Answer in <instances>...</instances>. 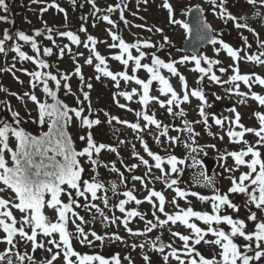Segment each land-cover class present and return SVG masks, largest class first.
I'll return each mask as SVG.
<instances>
[{
    "label": "rangeland",
    "instance_id": "1",
    "mask_svg": "<svg viewBox=\"0 0 264 264\" xmlns=\"http://www.w3.org/2000/svg\"><path fill=\"white\" fill-rule=\"evenodd\" d=\"M52 1L56 2L57 0ZM93 2L100 11H96L88 0L84 2L88 7L89 18L92 19V16L97 17L94 26L91 29L89 28V30L97 43L103 45L98 46L95 44L94 47L105 58L108 71L116 73L125 69L119 61L112 59V56L116 54L111 53L118 48H110L108 46L113 41L109 39V37L111 38L108 34L109 28L105 27L108 26L103 19L105 15L109 16L114 22H118L124 35L123 38L127 42H139L142 44L148 41L155 45L154 48L142 49L146 53L155 52L166 63L170 59L179 60L183 56L179 50L186 39L187 32L181 25L169 23L168 10L162 6L164 0H93ZM168 2L173 6L175 19L181 21V24L185 23V16L190 8L194 6L202 7L206 12L208 22L214 31L219 34L218 38L234 48V51H237L239 56L237 60L240 62L241 68L240 72L243 74L259 75L264 78V64H257L246 59L247 55H260L264 51V49L258 46L259 42L264 41V5L261 4V0H256L255 4L248 3V0H226L224 7L228 13L236 17V21H227L221 18L219 0H168ZM30 3L31 0H22L20 3L21 7L20 5L17 6L20 9L14 14V20L24 28H28L31 23L35 24L34 20L27 13V7ZM117 4L121 5V7L117 8ZM109 7H113L115 10L109 13L107 11ZM121 11L123 12L124 20L120 19ZM50 14L54 19H61L60 16L53 13V10H50ZM125 20L128 22L127 24H125ZM69 22L70 19L68 20ZM236 22L242 25L246 24L247 27L238 29L235 27ZM62 24L66 25L65 23ZM157 28L161 29V31L157 32ZM249 28L253 31H249ZM165 36L169 38L171 43L161 48L160 45L163 44ZM245 39L247 40V44H245ZM89 46L92 45L89 44ZM216 48H219V45H211L202 51L200 55L206 56L209 59L219 60L218 66L228 70L230 75H233L232 68L235 67L233 60H231V57L225 50L217 53L215 51ZM90 49L87 54L85 52L83 57L78 58L81 70L79 75L75 71L78 66L64 54L63 64L59 65V70L61 71L59 73L55 72L57 79L61 82V87L57 89L55 81L49 82V87L56 92L57 99L69 107H78L80 105L85 111L82 115L88 114L89 107L97 109V112L100 113L97 118L101 123L95 128L94 142L116 149V151H110L105 148L98 155V180L100 179V183L107 192V206L103 205L104 201L101 202L100 197L89 204V200H87L85 201L86 206L81 204L78 207H74V212L79 217H83L84 222L81 223L79 219L71 215L72 219L68 223V231L73 236L77 234L76 229L77 225H79L85 232H95L97 235L105 237V239L103 242L96 241L90 235L89 239L93 240L92 246L81 245L78 239H73L72 243L75 250L81 254L93 255L100 253L102 256H105L112 246L113 253H118L117 257L120 259L121 264H129V260L124 259L125 257L130 259L131 264H146L143 259L145 255L150 258V264H164L163 256L167 255L171 251V248L168 247L163 253L156 252L154 246L158 240L182 252L183 242L178 237H173L171 231H177L180 234H191V230L187 229L179 221L175 225L169 222L164 227L157 226L153 228L151 232L145 231L147 227L146 221L151 220L155 223L156 216L160 219H166L163 213H160L157 211V208L153 207V203L158 207L159 201L155 197H151L150 199L153 203H149L148 199H146L149 197L150 191L161 192L165 197V211L168 214H175L179 211L176 205L171 203L173 199H176L179 208L186 209L190 206L194 211L212 214L211 202H201L197 197L191 195L181 199L176 196L172 188L167 186L164 178L157 179L162 174L159 169L155 168V161L144 150L145 144L151 152L157 155L166 158L169 154H173L178 159L185 161L184 164L178 165L183 170L182 172L169 174V183L172 178L178 180V184L174 185L173 188H179L189 193L196 192L209 197L213 194L214 189L218 190L221 194L227 193L229 199L238 195V199L241 201L237 204L241 205L243 203L247 209L245 215L250 214L252 205L245 206L247 198L244 194L228 193V189L231 187V178L235 177L238 180L240 173L248 171L244 165L237 166L234 159L228 153L246 150L247 146L256 145L259 139L253 133L248 132H245L242 138H230L228 136L229 130L241 131L237 125L232 123L235 119V114L236 112L239 113V123L244 128H254L256 130H259L260 127L256 114L264 115V106L262 107L258 101L251 98V93L253 92L245 87L244 82H239L240 86L238 89L239 92L246 94L242 97L236 94L235 86H232V84L229 87L227 83H197L199 72L193 70L195 66L191 62L176 65L177 71L185 77L189 94L193 90H202L207 105H210L207 107V109H210L209 113L212 117L223 121L222 125H216L214 120H210L205 124L203 118L199 115L201 101L191 95L189 101L182 103L179 108L173 106V113H178L183 109L184 116L170 114L167 111L168 105L166 103V99L170 98V94L168 97L159 94L158 81L155 84L153 81L150 86V89L152 88L150 96L158 97L159 101L165 102V106L161 107L160 103L156 100H150L147 106L141 104V88L134 81L124 82L118 77L120 85L116 87L115 82L110 77H105L102 72L96 71L98 61L95 60L94 56L91 57L93 64L89 65L85 62L91 55ZM132 51L133 54H136L135 49ZM142 63L150 64L151 56L146 55ZM202 64L204 63L202 62ZM100 67L103 69L105 65H101ZM54 70L56 71V69ZM31 72H33L32 67L22 65L20 59H17L16 62H9L7 69L0 67V77H4L2 81L11 87V89L9 88L10 94L8 95L11 111L19 113L21 124L31 121L36 108V104L31 101L29 96H25V93L36 95L39 101L43 98L45 100L52 99L43 93V86L41 84H36L35 88L32 87L30 83L32 77L27 74ZM163 72V76L169 80L174 90L182 96L185 90L181 85L179 77L169 75L166 69ZM128 74H133L131 68L128 69ZM135 75L142 80L149 78V74L144 69L137 70ZM64 76L68 77V79H61ZM98 76L99 79H97ZM65 83L69 85L70 91L63 87ZM87 84H91L92 87L89 89ZM258 87L259 84L255 83L252 89L255 88V91H258ZM133 89H136V94L133 95L131 100H126L124 97L117 95L119 92L124 91L131 93ZM229 89L233 90L229 91ZM84 93H88V100L84 99ZM17 95H23V104L21 101L16 100L15 96ZM217 96L220 99H217ZM241 100L244 102L241 103ZM120 104L126 105V107L121 108L119 107ZM144 108L146 109L145 112L143 111ZM232 109H235L236 112H233ZM139 111L142 115L155 113V116H153L160 123V129H157L155 125H141L142 123H140V119L136 115ZM105 113H108V116H105ZM91 114H94V112L91 111ZM110 117H116L119 121H127V124L118 123L117 120H112L109 123ZM185 120L192 125L193 132L197 133V135L192 136L188 131L186 132L183 129ZM197 121L200 122L197 123ZM132 123H139L140 129L133 130L130 128L128 124ZM165 126L169 127L168 134L167 136H161L160 132L163 131ZM82 131L80 130L78 120L74 118L73 121L69 122L68 132L74 137V141L82 136ZM85 136H87L86 132ZM156 137H159L160 143H157ZM168 137H179V141L172 144ZM141 139L143 140V144L141 143ZM234 140H239L240 142H233ZM244 141L248 143L245 144ZM14 145V142L10 144L11 147ZM75 146L77 147V145ZM78 146H80L79 150H82L86 146V142L80 139ZM258 150L264 153V148L258 147ZM142 159L148 160L149 164H143ZM209 159L214 161V163L209 164V170L204 169L202 162ZM245 159L250 160L251 157H245ZM132 165H136V167L132 168ZM83 167L85 173H92L90 171L92 165L88 161L84 160ZM113 167L117 171H112ZM163 167L168 166L163 165ZM233 168L236 170H226ZM202 172L203 175H201ZM133 176L141 177L143 183H141V180H133ZM205 178L212 181V183L210 185L207 184ZM87 180H92V176L87 175ZM113 185H115V189H113ZM126 191L131 192L142 203L136 204L135 200H131L125 205V209L137 211L144 217V219H141L138 215L130 218L127 227L123 223L125 214L119 211L120 201L127 200V197L123 195ZM2 197L8 199L7 195H2ZM62 201L67 202L68 197H64ZM93 205L97 207L100 205V212L94 210ZM153 212H156V216H153ZM242 213L241 208L233 210L224 206L220 214L229 215L233 219H241ZM13 214L17 216L15 211H13ZM258 214L262 216L263 213L258 210ZM16 218L19 219L18 217ZM113 218H117L115 223L112 222ZM73 220L75 223L72 222ZM190 222L196 223L198 227L205 231L208 228V225L202 221L195 220V218H190ZM212 227H219L226 233H230V226L225 225V223L220 225L213 223ZM128 229H131L134 233L144 234L132 235ZM116 235H119L121 240H115L114 237ZM55 237L59 239V234L56 233ZM205 239L212 240L215 237L209 233ZM234 242L238 243L241 247L245 244L242 238H238ZM18 244H20V240H18ZM133 245H136V247L134 248ZM140 245H144V247L141 248ZM195 247L205 258L209 259L220 251L217 246L204 244L203 241ZM1 251L3 252V249ZM59 256L55 264H63V254ZM9 259L13 261V264H17L14 255H7L3 260L4 263L0 261V264H8ZM173 262L177 264L170 257V264Z\"/></svg>",
    "mask_w": 264,
    "mask_h": 264
},
{
    "label": "snow or ice",
    "instance_id": "2",
    "mask_svg": "<svg viewBox=\"0 0 264 264\" xmlns=\"http://www.w3.org/2000/svg\"><path fill=\"white\" fill-rule=\"evenodd\" d=\"M37 2V0H33ZM90 4L93 5V8L96 11L100 9L96 8L93 0H88ZM226 0H219V9L221 18L227 21H236V17L228 13L224 7ZM248 3L255 4L256 0H248ZM261 4L264 5V0H261ZM50 7H56L58 11L63 12L64 9L59 8L58 5L52 4ZM165 9L168 10L169 14V23L181 25L184 30L190 31L187 23L181 24V21L175 19L173 6L164 0L162 5ZM117 8H120L121 5L117 4ZM0 9H3L4 12L8 11V5L5 0H0ZM43 9L42 11H46ZM115 9L109 7L107 11L109 13L113 12ZM191 11V9H189ZM199 11V10H197ZM103 19L113 27H116L114 21L109 19V16H103ZM120 19L124 20L123 12L121 11ZM0 20L7 22L6 16H0ZM125 24L128 22L125 20ZM236 28H246L247 25L235 23ZM253 31L252 29H248ZM49 32L51 29L48 30ZM79 31L84 32L86 29L81 27ZM157 32H160L161 29L157 28ZM211 29L207 24L197 18L196 21V32L195 38L201 42L210 43L213 46L219 45V48H216L215 51L219 53L221 50H225L227 54L233 58V60L239 59L237 51H234L229 44L225 43L222 39L218 38L219 34L210 35ZM41 32L36 31L35 36H40ZM61 36H66L73 44L80 45L83 43L85 48H89V43L93 46L97 43L96 39L92 36H88L86 41H81L77 35L72 32H62L59 33ZM112 44L108 45L110 48H118L119 54L112 56V59L119 61L121 65L124 66V71L113 73L108 71L106 67L105 58L101 56L95 49L92 47L90 49V57L86 59V63L91 65L93 64L92 56L95 57V60L98 61L96 64V71L102 72L103 76L110 77L112 81L115 82L116 87L120 85V79L124 82L134 81L136 85L140 86L142 89V95L140 98V103L147 106L150 100H156L160 103L161 107L165 106L164 101H159L158 97L150 96V86L153 81L159 82V93L170 98L166 99L168 105L167 111L170 114L184 116L185 113L183 109L178 113H173V106L179 108L182 103H186L192 97H196L201 101L199 107V115L203 118V122L207 124V113L205 111L206 98L202 90H193L188 92V85L185 80V77L181 75L176 68L177 64H187L191 62L194 64V71H197L204 75L212 73L213 65L220 63L219 60L209 59L203 55H183L179 60L170 59L169 62H165L163 59L159 58L155 52L146 53L142 49L154 48L155 45L145 41L142 44L137 43H127L119 35L109 32ZM16 36L20 41L30 42L31 47L34 51L39 53L37 48L36 41L29 35H25L23 32L16 33ZM52 39L51 36L47 37ZM13 39L9 35L8 30L5 29L3 33V38L0 39V53L5 52V42ZM170 40L167 36L163 38V44L160 45L161 48L164 45L170 44ZM245 44L247 40L245 39ZM261 49H264V41L259 42L258 45ZM67 48V45L64 48L60 49L61 58L64 53V49ZM133 49H135L136 54H133ZM11 50L15 52L21 60H32L33 63L40 69H47L49 65L45 63L42 59H35L33 57L25 55L21 51L19 46H12ZM44 56L52 55V50L45 48L43 52ZM146 55L151 56V63H142ZM264 51L260 55H247L246 59L257 64H264ZM202 61L208 65L207 69L201 67ZM131 62V64H130ZM101 65H105V68H101ZM131 68L132 75L128 74V69ZM139 69H144L148 74L149 78L147 80H142L137 78L135 73ZM160 69H166L172 76L179 77L181 85L184 88L183 95H179L172 85L169 83V80L166 79L163 75L160 74ZM221 72L226 71L224 68L219 69ZM233 75H231L228 80L221 82L220 78L215 75H208V79L214 83H229L235 86L236 94L239 96H245L243 92H239V85L236 83L238 81H243L244 84L248 85L251 88L252 83H258L260 86H264V78L259 75H241L238 72L236 67H233ZM76 74H80V68L76 67ZM32 77L30 81L33 88L36 87V82H40L43 85L42 91L46 96L52 98L54 103H42L39 101L38 97L34 94L30 95L25 93V96H29L31 101L38 105V118L33 121L38 123L41 127L47 126V131L42 132L39 136L31 135L20 127L21 121L19 119V113L13 112L12 117L15 120L16 126L13 127L7 122H0V193L5 192V190H10L11 193H14V197L11 199L0 198V229L3 231V239L0 242L6 243L11 248L17 246L14 243V240L19 237L20 240L28 241L31 243L32 251L35 252L38 248H44V243L38 240L39 236L49 237L46 243L52 245L57 249L55 253L51 255V258L46 260L44 264H53V261L57 260V257L63 254V264H121L120 259L117 256H113L110 260L105 259L99 254H81L77 252L73 246V239H78L81 245H93V240L89 239V235L94 237L96 241H101L105 237L97 235L95 232L90 234L85 232V230L77 225L76 232L77 234L73 236L72 233L68 231L69 217L68 213L71 212L73 217H76L83 223V217H79L78 214L72 211L70 205L74 204L76 201L72 195V192L69 190H75L76 196H84L86 193H90L93 200L97 199V191L103 187L99 182H89L82 178V174L85 169L82 167L81 159L87 157L88 162L91 165H96L98 160L93 159V153L97 156L102 149L107 148L110 151H116L115 148L104 144H97L94 142L92 133L89 131L87 136H81L80 139L86 142V147L82 150L77 151L73 146V141L69 134L66 131V128L69 122L73 121L75 118L79 120L81 126H86L91 129L93 125H98L101 123L99 119H89L88 116L82 115L84 112L83 108H71L66 104L61 103L56 96V92L51 90L49 87L48 81H55L56 88L61 87V82L57 79L56 75L51 73H42L41 71H34L27 73ZM118 77L120 79H118ZM63 80H67L68 77H61ZM83 80V77L81 76ZM99 79V76L97 77ZM199 83V81L197 82ZM63 87L66 90L70 91L69 85L65 83ZM87 87L90 89L91 84H87ZM233 89H229L232 91ZM136 94V89H133L131 93L129 92H119L117 95L124 97L126 100H131L133 95ZM115 98V97H114ZM251 98L258 101L261 106H264V95H259L256 93H251ZM84 99L88 100V93H84ZM217 99H220L217 96ZM241 103L244 101L241 100ZM210 106V105H208ZM119 107L124 108L126 105L120 104ZM233 112H236L235 109H232ZM89 114H91V108L88 109ZM136 115L139 117L142 113L137 112ZM259 121V130L254 128H244L242 124L239 123L240 115L238 112L235 114V119L232 121L233 124L237 125L241 131L236 132L229 130L228 136L230 138L240 137L242 138L245 132L253 133L259 139L256 142V145L247 146L246 150L239 152H229L228 155L231 156L237 166L244 165L247 167L248 171L240 174L238 180L235 177L231 178V187L228 189V193H240L244 194L247 198L245 201V206L254 205L256 209L264 213V153H262L259 148H264V115L256 114ZM105 116H108V113H105ZM112 120H117L118 123H125L127 121H119L116 117H110L109 123ZM143 120L147 122L148 125H155L157 129H160V123L152 115H143ZM213 120L216 125H222L223 121L216 117H213ZM200 121H197L199 123ZM185 130L188 131L192 136L197 135L193 132L189 122L184 121ZM133 130L140 129V124L132 123L128 124ZM168 129L165 127L163 131L160 132L161 136H167ZM14 138V149L10 147V144L13 143ZM170 143L175 144L179 141V137H168ZM157 143H160L159 137H156ZM233 142H240L239 140H234ZM123 143V141H121ZM143 144V140L141 139ZM247 144V141H244ZM214 147V146H213ZM144 150L147 152L148 156L155 161V168L159 169L162 176L157 177V179L164 178L165 183L169 188H172L176 193V196L183 199L191 195L197 197L201 202L209 201L211 202L212 214L208 212H199L194 211L192 207L179 208L176 199L171 201L172 204L176 205L179 211L175 214H168L165 211V197L158 191H150L148 199L149 203H153L150 199L155 197L159 201V205L153 203V207L157 208V211L163 213L166 216V219H160L156 216V212H153V216H156V222L153 223L151 220L146 221V232H151L153 228L157 226L163 227L164 225L171 222L172 225L177 224L179 221L187 229L191 230V234H180L177 231H171L173 237H178L180 241L183 242V251L173 248L171 245H161L158 249L163 253L165 247L171 248V251L163 256L164 264H170V257L174 259L177 264H252L253 261H261L264 258V220H259L256 212H250V215L247 217L248 220L254 222V231L246 229L245 221L242 219H233L229 215H221L222 207L227 206V208L238 210V206L234 204L230 199L227 193L221 194L218 190H213V194L209 196L200 195L196 192H187L180 190L179 188H173L174 185L178 184L176 178H172L170 183L168 182V177L170 173H180L183 170L178 167L185 163L184 160L178 159L175 155L169 154L166 158L160 155H157L151 152L147 145H144ZM195 150V149H193ZM10 154V161L6 159V155ZM251 157L250 160H246L245 157ZM142 163L145 165L149 164L148 160H143ZM167 165L168 167H163ZM132 168H135L136 165H132ZM131 170V169H129ZM227 171H235L236 169H226ZM112 171H117L114 167ZM203 175V172L201 173ZM133 180H143L141 177L133 176ZM207 184H211L212 181L205 178ZM66 185L67 188L62 186ZM115 189V185H113ZM66 193L68 195V203H64L61 200V194ZM124 196L127 197V200H121L119 203V211L125 214V219L123 223L127 227L129 219L132 217L140 216L141 219L144 217L134 210H126L125 205L131 201L135 200L136 204L142 203V201L136 199L131 192H124ZM50 199H46L49 197ZM105 205L107 206V200H104ZM47 207L49 209H55L58 213L56 222H51L50 219L44 214L43 209ZM95 207V205H93ZM12 209H17L22 214L21 218L18 220ZM99 211V209H97ZM190 218H195V220L202 221L204 224L208 225L207 230H203L197 226L196 223L190 222ZM107 219V217H105ZM117 218H113V223H115ZM75 223V221H72ZM220 225L221 223H226L230 226V233H226L221 230L219 227L213 228L212 225ZM27 226V229L26 227ZM132 235H143L144 233H134L131 229H128ZM59 234V239L51 238L53 234ZM211 234L215 239L208 240L205 237L208 234ZM115 240H121L119 235H116ZM234 238H242L243 241L247 242L241 247L238 243L234 242ZM203 241L204 244H212L217 246L220 251L214 255L212 258H205L197 249L196 245H200ZM135 248L136 245H133ZM141 248L144 245H140ZM48 252L52 253V248L49 247L46 249ZM249 253H252L251 255ZM7 255V252L0 254V261L4 260V256ZM183 257V258H182ZM218 257V258H217ZM75 258V259H73ZM198 258V259H197ZM16 259L20 264H24L25 260L28 261V264H36L32 256L27 255H17ZM124 259L131 261L128 257ZM146 264H150V258L145 255L143 257ZM8 264H13L11 259L8 260Z\"/></svg>",
    "mask_w": 264,
    "mask_h": 264
},
{
    "label": "trees",
    "instance_id": "3",
    "mask_svg": "<svg viewBox=\"0 0 264 264\" xmlns=\"http://www.w3.org/2000/svg\"><path fill=\"white\" fill-rule=\"evenodd\" d=\"M85 1L86 0H63V1L62 0H57L56 2H54L52 0H50V1L37 0V2L34 3L33 0H31V3L28 4V7H27V13L34 20L35 24H32L30 22L31 24L29 25V27L28 28H24L21 25H19L18 22H16V20H14V16H15L14 14L16 13L17 10L20 9L17 6L20 5L22 0H5L6 4L8 5V11L4 12L3 9H0V16H6L7 17V22H5L3 20H0V39L3 38V33H4L5 29L8 30L9 35H11L13 37V39L5 42V52L0 53V67H2L3 69H7L9 62H16L17 59H20L19 56L15 52H13L11 50L12 46H19L21 51H23L25 53V55L33 57V60L42 59V60L45 61V63H47L49 65V67L47 69H40L33 63L32 60H21L20 59L21 60V64L26 66V67H32L33 72L34 71H41L42 73H51L52 75H55V72L59 73L61 71V70H59V65L63 64V59H64L63 56H64V54H66L70 58V60L75 65H77L79 67L78 58L83 57L85 52L87 54L89 49L91 47H94V46L91 43H89L92 46H89V48H85L83 46V43H81L80 45L73 44L66 36H61V35H59V33L69 32L70 31L73 34L77 35L78 38L81 41H86L87 37L89 35L92 36L90 34L89 28L91 29V27L94 26L97 17L96 16H92V19L89 18V11H88V7L84 3ZM63 3H64V5H63ZM52 4L58 5L59 8L64 9V11L61 12V11H58L56 7H50L49 5H52ZM20 7H21V5H20ZM43 9H47V10L46 11H42ZM50 10H53V13L55 15L60 16L61 19H59V18L58 19H54V17H52L51 14H50ZM69 19H70V22L68 23ZM62 23H65L66 25H64ZM114 23H115L116 27H113V25H110L107 22L105 23V24L108 25V26H105V27L109 28L108 34H109V32H112V33H115V34L119 35L121 38H123L124 35H123L122 30L120 29V26H119L118 22H114ZM81 27L86 29V31H84V32L79 31V29ZM49 29H51L50 32L48 31ZM36 31H40L41 35L40 36H35V32ZM18 32H23L25 35H29L30 37H32L37 43V48L39 50V53H37L36 51H34L32 49L30 42L26 43L24 41H20L18 39V37L16 36V33H18ZM48 36H51L52 39H48L47 38ZM109 39H111V38L109 37ZM125 42H127V41L125 40ZM127 43H129V42H127ZM96 44L98 46H103V45H100L98 43H96ZM65 45H67V48L64 49V53H63V56L61 58L60 49L64 48ZM45 48L51 49L52 50V55L44 56L43 52H44ZM233 50H235V49L233 48ZM111 54H119V49L114 50ZM211 59H213V58H211ZM214 60H216V59H214ZM231 60H233L232 57H231ZM233 62L235 64V67L238 69L239 74L253 76L251 74H243V73L240 72L241 68H240V62H238V60H233ZM201 67H204L205 69H207L208 65L204 63V64L201 65ZM54 69H56V71ZM219 69H220V66H218V64L217 65H213L212 73H209L208 75H212V74L217 75L220 78L221 82L228 80V78L231 76L229 71L226 70L224 72H221ZM163 71H164V69H160V74L161 75H163ZM168 74L171 75L169 72H168ZM233 74H235V73H233ZM208 75H204L203 78H201L202 74L199 73V80L198 81L201 82V83L212 82V81H210L208 79ZM3 79H4L3 76L0 77V122H7V123L11 124L13 127H15L16 123H15V120L13 119V117H12V113L13 112L11 111V105L9 103L10 99H8V95L10 94L9 93V88L11 89V87L6 85L2 81ZM49 82L50 81H48V83ZM156 82L157 81H154V84ZM239 82H243V81H238L236 83L239 85ZM36 84H41L42 85V83H40V82H36ZM254 84L255 83L251 84V88H249V86L246 85V84H244V85H245L246 88H248V90H251V92L254 91V93H256V94L264 95V86H260L259 85L258 91H255V88L252 89ZM227 86L231 87V84L227 83ZM232 86H234V85H232ZM159 87H160V85H158V89H159ZM15 98H16L17 101H21V103L23 104V101H22L23 100V95H17V96H15ZM40 102L48 103V104L54 103V101L52 99L45 100V98H43ZM77 105H79V104H77ZM205 105H206L205 106V111L208 114L207 115V122H209L210 120L211 121L213 120V117L209 113L210 109H207V107H208L207 103ZM71 108H81V107L79 105L78 107L71 106ZM91 111L94 112V114H89V112H88V114H84V115L88 116V118L92 119V120L98 119L97 117H98V115L100 113L97 112V109H94V107H93V109H91ZM143 111L145 112L146 109L144 108ZM151 115L155 116V113H152ZM156 117H158V116H156ZM37 118H38V105L36 104V108H35V111H34V117L31 119L30 122H28L26 124H20V127H22L25 131H27L31 135L39 136L42 132L47 131V126L45 125V126L41 127L38 123H34L33 121L37 120ZM138 119H140V123H142L141 125H144V124L146 125L147 124V122L143 120V115L139 116ZM137 121H139V120H137ZM78 124L80 126V130H83L82 131V133H83L82 136H85V132L88 134V132L90 131L92 133L93 138L95 137L94 131H95V128L97 127V125H93L92 128L89 129L86 126H81V123H80L79 120H78ZM66 131L69 134L68 126L66 128ZM69 136L71 137V139L73 141L74 148L77 151H80L79 150L80 146H78L80 137H78L74 141V137L72 135H70V134H69ZM13 142H14V138H13ZM75 145H77V147ZM14 147H15V145L12 148L14 149ZM6 159H9V161H10V154L6 155ZM80 159H81V164H82V167H83L84 160L88 161L87 157H83V158H80ZM93 159L98 160V156L95 153H93ZM205 162L206 163H208V162L212 163L213 161H205ZM98 166H99V160H98V163L96 165H92V167L90 169V171L92 173H85L84 172L82 174V178L84 180H87V175H91L92 176V180H88L90 183L93 182V178H95V182H99L100 183V179L98 180V173H97L98 172L97 171ZM0 187H3V186L0 185ZM62 187L67 188L66 185H64ZM69 191L72 192V195H73V197H74V199L76 201L74 204L70 205L72 211H74V207H78L81 204H84L86 206L87 204L85 203V201H87V200H89L88 204L91 201H93L90 193H86L84 196H76L75 195V190H69ZM238 194H240V193H238ZM2 195H7L8 199H11L12 197H14V193H11V191L7 190V189L5 190V192L0 193V198H3ZM64 197H68V195L66 193H62L61 197H60L61 200ZM99 197L101 198V200H100L101 202H103L105 199L108 202L107 192H106L104 187L100 188L97 191V198H99ZM46 199H50V196L46 197ZM230 200L234 204H236L239 209L241 208V210L243 212L241 219L245 221L246 229L254 231V222L247 219V217L250 214H246L245 215V212H247V209L244 207L243 203H241V205L237 204V203H239L241 201V200L238 199V195L237 196L235 195V196L231 197ZM64 203H68V201L64 202ZM97 209H99V211ZM94 210H96L97 212H100V205H99V207L95 206ZM250 210H251V212H256L257 217H258L259 220H264V213L262 214V216H260L258 214V209H256L254 205H252ZM43 212L50 219L51 222H56L58 213L55 211V209H49V208L45 207L43 209ZM21 215L22 214L18 210L17 217L19 219L21 218ZM67 215H68L69 221H70L72 219L71 212L68 213ZM221 224H224V223H221ZM225 225H227V224L225 223ZM227 226H229V225H227ZM25 227L27 229V226H25ZM87 233L90 234L91 232L87 231ZM55 235L56 234H53V237H51V238L57 239L55 237ZM3 236H4L3 231H2V229H0V240L3 239ZM47 239H49V237H43L42 235L39 236L38 240L40 242H43L45 246H44V248H38L35 252H33L30 242L20 240V238L17 237L14 240V243H16L17 246L15 248H11L10 251L8 250L9 253H10L9 255H14V257L16 258L17 255H24L26 253L27 255L33 257V259L36 262V264H44V262L46 260L50 259L51 255L57 251V249L55 247H53L52 245H48L46 243ZM18 240H20V244H18ZM236 240H238V238H234V241H236ZM244 243H247V242L244 241ZM114 245H115V243H114ZM7 246H9V245H7ZM49 247L52 248V253H50V252H48L46 250ZM9 248H10V246H9ZM112 248L113 247L111 246L110 251L107 252L105 256H103L105 259H109L110 260L113 256H117L118 253H116L114 251L116 253V254H114ZM61 254H62V252H61ZM249 254L251 255L252 253H249ZM99 255H101V254L99 253ZM59 257L60 256L57 257V260H58ZM73 259H75V258H73ZM56 261H53V264H55ZM174 263L175 262H173L172 264H174ZM17 264H20V262L18 260H17ZM24 264H28V261L25 260ZM252 264H264V258H262L261 261H258V262L257 261H253Z\"/></svg>",
    "mask_w": 264,
    "mask_h": 264
},
{
    "label": "water",
    "instance_id": "4",
    "mask_svg": "<svg viewBox=\"0 0 264 264\" xmlns=\"http://www.w3.org/2000/svg\"><path fill=\"white\" fill-rule=\"evenodd\" d=\"M197 10H199V11H197ZM197 18L201 19L203 21V23L207 24L205 16H204V12L202 11V9L193 8V9H191V11H189V15L187 16L186 20H187V23H188L190 31H189V34H188L187 41L182 46V50H183L184 53H195V54H198L201 49L205 48L206 46H208L210 44V43H207V42L198 41L195 38ZM207 25L211 29L210 25L209 24H207ZM209 34L213 35L212 34V29H211V32ZM161 245H162L161 243H158L157 249Z\"/></svg>",
    "mask_w": 264,
    "mask_h": 264
}]
</instances>
